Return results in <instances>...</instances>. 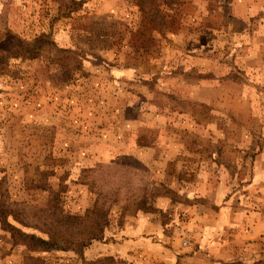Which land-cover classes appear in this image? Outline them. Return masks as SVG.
<instances>
[{"label": "rangeland", "instance_id": "1", "mask_svg": "<svg viewBox=\"0 0 264 264\" xmlns=\"http://www.w3.org/2000/svg\"><path fill=\"white\" fill-rule=\"evenodd\" d=\"M41 34L0 71V194L40 236L110 224L0 231V264H264V0H0V57Z\"/></svg>", "mask_w": 264, "mask_h": 264}, {"label": "trees", "instance_id": "2", "mask_svg": "<svg viewBox=\"0 0 264 264\" xmlns=\"http://www.w3.org/2000/svg\"><path fill=\"white\" fill-rule=\"evenodd\" d=\"M78 3L75 2L67 8L68 12L64 14L65 17H70L73 11L79 9ZM53 43L50 34L38 35L31 42L4 53L0 57V71L6 70L13 59V61L19 62L39 59L42 51ZM1 67L3 68L1 69ZM64 220L65 224L79 228L78 232L75 234L58 232L50 228L48 224H43L44 227H35L45 236L27 232L24 227L31 228V226L18 218L16 211L8 205L5 195L0 194V231L8 235L14 246L21 245L33 250L48 252L73 251L77 255H82L83 251L89 248L94 241L104 239L105 231L110 224L107 212L103 210H94L91 215L86 217L66 215Z\"/></svg>", "mask_w": 264, "mask_h": 264}]
</instances>
